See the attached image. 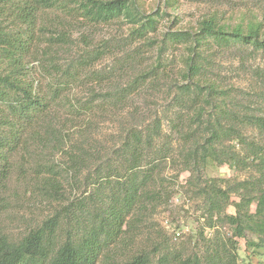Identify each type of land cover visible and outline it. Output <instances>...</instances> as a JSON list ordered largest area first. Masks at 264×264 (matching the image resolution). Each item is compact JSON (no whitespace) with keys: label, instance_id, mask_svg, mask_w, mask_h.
<instances>
[{"label":"trees","instance_id":"16d2710c","mask_svg":"<svg viewBox=\"0 0 264 264\" xmlns=\"http://www.w3.org/2000/svg\"><path fill=\"white\" fill-rule=\"evenodd\" d=\"M176 1L164 0V5L173 6ZM164 13L159 8L147 12L142 0H0V217L8 209L12 179L28 186L31 194L59 203L18 239L10 238L0 224V264H251L240 260L237 240L244 239L254 255L264 250V143L246 139L242 129L249 125L264 135V111L236 104L228 89L209 77L203 55L211 45L264 49V6L238 9L229 18L213 11L195 25L166 30L160 40L151 39ZM116 21L129 24V45L143 39L145 49L155 48V63L134 73L123 86L109 91L92 88L86 100H77L69 94L73 87L100 84L105 78L94 71L84 76L101 51L87 49L62 62L60 52L68 42L64 23ZM177 46L185 50L179 59L180 80L170 79L168 86L175 92V104L191 112L182 134V171L189 173L188 189L201 199L206 226L214 230L217 224H227L229 237L216 230L203 255L167 252L155 263L154 254L140 250L113 262L111 252L115 245L120 247L119 242L125 245V234L134 228L141 211L138 206L145 201L163 202V189L149 184L156 166L143 167L147 151L162 134L160 121L154 118L142 128L135 125L125 132L114 151L126 173L119 174L118 166L113 171L114 162H110L106 178L114 176L116 183L111 182L108 201L93 204L92 210L86 208V197L70 200L66 196L60 172L78 174L91 157L98 158V152L81 144L64 149L69 139L64 127L76 120L87 123L85 119L95 110L118 106L146 85H159L167 69L163 57ZM226 140L245 143V154L226 151ZM45 149L50 153L46 155ZM58 150L66 156L65 170L53 161ZM156 154L154 159L166 156L161 151ZM211 161L231 168L251 166L257 174L252 181L223 185L204 175ZM232 193L238 200L231 198ZM229 206L234 212H227Z\"/></svg>","mask_w":264,"mask_h":264},{"label":"rangeland","instance_id":"374dc122","mask_svg":"<svg viewBox=\"0 0 264 264\" xmlns=\"http://www.w3.org/2000/svg\"><path fill=\"white\" fill-rule=\"evenodd\" d=\"M142 3L147 12L157 8L165 11L159 19L157 31L150 33L151 39L156 40H160L166 30L195 25L199 19L213 11L219 16L229 18L238 9L264 6V0H177L169 7H165L164 0H142ZM64 25L67 26L68 42L60 52L62 62L65 63L68 56L75 57L87 49L101 51V54L87 66L84 76L94 71L101 73L105 78L100 84L87 83L73 87L69 94L77 100H86L92 88L109 91L114 86H123L134 73L147 70L144 67L149 68L155 63L156 50L145 49L143 39L134 40L130 45L126 42L129 24L122 21L109 24L65 22ZM184 53L182 46L166 52L163 60L166 61L167 69L156 87L151 85L141 87L122 104L106 110H95L85 119L87 123L76 120L66 122L64 127L63 134H69L64 149L70 148L73 144H81L82 147L91 148L94 153L98 152V158L91 157L88 166L78 174L60 172L66 196L70 200L86 197V208L92 210L93 204L103 205L108 201L107 195L111 194L110 189L113 187L111 182L116 183L114 176L106 178L110 162H114L111 163L113 171L118 166L119 174L126 173L125 165L120 163L114 151L120 145L125 132L135 125L142 128L153 122L154 118L160 121L162 134L147 151L148 156L143 162V167L156 166L152 169L153 176L149 184L150 188L163 189L161 198L163 202L155 204L145 201L138 206L137 209L141 211L135 216L137 218L134 228L125 234L123 239L125 245L119 242L120 247L116 248L115 245L114 251L111 252L113 262H120L140 250L154 254L155 263L161 254L167 252H179L183 256L194 253L203 255L216 230L223 235L222 237H229L230 230L227 224H217V229L214 230L206 226V215L201 206V199L193 196L192 190L188 189L186 181L189 173L182 171L180 154L184 143L182 134L187 131L191 112L186 106L175 104L173 100L175 92L169 89L168 82L170 79L180 80L179 59ZM203 55L208 63L209 77L216 79L219 84L227 88L236 104L252 110L258 109L260 112L264 111V49L253 50L252 47L246 49L238 45L228 47L211 45L205 48ZM84 76L83 79L86 81ZM59 114L58 117L63 121L64 113ZM242 129L246 139L264 143V135L256 128L248 125L243 126ZM224 147L226 151H235L240 156L245 154V143L242 141L234 143L226 140ZM32 149L35 150V147ZM158 151L166 153L164 159H154ZM49 153L50 151L45 149V154ZM53 161L63 170L66 169L67 160L62 151L54 152ZM203 173L223 185L227 182L252 181L257 174L251 166L231 168L227 164L217 165L212 161L207 164ZM27 189L28 186L13 179L8 186V209L0 217V224L12 239H18L37 227L59 205L57 201L33 195ZM167 195L170 196L166 198ZM231 198L238 200L235 193L231 194ZM227 212H234V208L229 206ZM201 230L203 232L199 234ZM237 241L240 260L251 264H264V250L259 251L261 254L254 255L244 239ZM158 248L159 252H156Z\"/></svg>","mask_w":264,"mask_h":264}]
</instances>
